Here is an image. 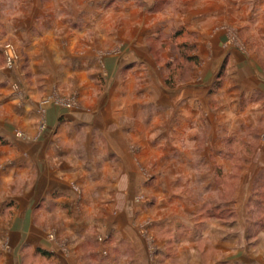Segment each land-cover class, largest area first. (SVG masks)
I'll list each match as a JSON object with an SVG mask.
<instances>
[{
	"label": "clouds",
	"instance_id": "obj_1",
	"mask_svg": "<svg viewBox=\"0 0 264 264\" xmlns=\"http://www.w3.org/2000/svg\"><path fill=\"white\" fill-rule=\"evenodd\" d=\"M0 264H264V0H0Z\"/></svg>",
	"mask_w": 264,
	"mask_h": 264
}]
</instances>
